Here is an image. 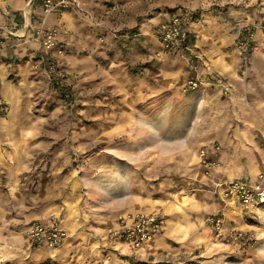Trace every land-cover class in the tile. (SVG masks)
<instances>
[{
  "label": "rangeland",
  "instance_id": "rangeland-1",
  "mask_svg": "<svg viewBox=\"0 0 264 264\" xmlns=\"http://www.w3.org/2000/svg\"><path fill=\"white\" fill-rule=\"evenodd\" d=\"M77 1L51 11L42 0L0 6V264H107L110 253L128 264H264V204L244 206L220 186L264 176V128L255 126L257 146L245 148L251 119L230 102V85L227 93L206 86L212 59L234 54L248 66L237 47L244 29L254 32L249 54L264 55V0H104L101 9ZM185 11L190 49L167 53L155 29ZM190 81L198 87L187 89ZM200 149L217 153L209 174ZM191 188L203 223L189 246L140 256L103 238L120 220L156 213L160 239L162 211ZM51 219L65 230L104 229L56 250L25 241L30 222ZM232 230L248 240L233 241Z\"/></svg>",
  "mask_w": 264,
  "mask_h": 264
},
{
  "label": "crops",
  "instance_id": "crops-1",
  "mask_svg": "<svg viewBox=\"0 0 264 264\" xmlns=\"http://www.w3.org/2000/svg\"><path fill=\"white\" fill-rule=\"evenodd\" d=\"M104 0H81L85 6L97 7L101 9L102 3ZM31 5L37 4L38 0H0V6L6 4L9 5L13 11L24 7L28 3ZM30 13V12H29ZM52 18V15L48 19ZM29 21V18H28ZM26 20V25L28 24ZM15 26V25H14ZM6 30L5 28H3ZM13 29V28H12ZM15 29V28H14ZM26 30V29H25ZM25 32V31H24ZM190 48H182L181 50H189ZM180 51H177L179 53ZM176 53V52H174ZM173 54V53H172ZM248 66H243L241 64L240 58L237 56H231L228 60L221 62L222 58L219 57L218 60L214 62L215 59L211 61V68L208 74H213L210 79H206L207 85L210 88L216 89L219 93L222 92L221 88L215 85V80L217 77L223 78L229 85L231 90L230 93V102L239 109L243 111V117L251 119L250 122H247V126L244 128L242 134L243 136V146L249 148L250 146H257L254 139L249 138L250 134L255 131V126L257 125L260 130L264 128V122L256 120L257 118H263L264 120V55H259V52L248 53ZM205 73L204 70L201 75ZM216 76V77H214ZM214 77V78H213ZM212 83H214L212 85ZM215 87V88H214ZM215 91V90H214ZM241 135V133H239ZM248 142V143H247ZM209 154V152H208ZM217 153H214L216 156ZM212 156V157H211ZM214 156L210 153L211 160H214ZM257 176V175H256ZM191 188V191L181 190L179 192H174V199L170 200L167 208L162 211L164 218L166 219L165 233L158 239L163 233V228L160 235L150 242L145 247L139 249L141 250L139 255L146 256L151 250L155 249L158 252H162L165 255L174 254L176 246H189L190 242L187 241L188 235H191V231L196 230L200 224H202L201 213L202 207L200 202V192H194V189ZM187 192V193H182ZM182 193V194H181ZM209 197V196H208ZM34 221V220H33ZM37 221V220H36ZM44 221V220H38ZM48 221V220H47ZM46 222V221H44ZM65 228H62L67 233V239L65 242V248L69 245L72 246V243L76 239L77 235L89 233L93 235L96 232H101L104 228L96 226L85 227L80 222L76 223H67ZM111 228L108 227L102 233L103 238L108 242L106 238V233ZM93 230V231H92ZM95 230V231H94ZM93 232V234H92ZM76 234V236H75ZM25 241L27 242L26 234L24 235ZM158 239V240H157ZM64 242V243H65ZM110 242V241H109ZM198 242V239H197ZM61 245V247L64 245ZM195 243V242H194ZM115 245L124 246L122 248L126 249L127 245L114 243ZM192 244V243H191ZM67 246V247H66ZM34 247V246H32ZM36 249H46L44 247H34ZM64 248V249H65ZM64 251H67L66 249ZM68 254H65L66 257ZM101 261H104L107 264H128V259L119 258L115 253L107 254L102 257ZM71 260V259H70ZM66 262V261H65ZM70 264H75L74 261H70ZM64 263V262H63Z\"/></svg>",
  "mask_w": 264,
  "mask_h": 264
},
{
  "label": "built area",
  "instance_id": "built-area-1",
  "mask_svg": "<svg viewBox=\"0 0 264 264\" xmlns=\"http://www.w3.org/2000/svg\"><path fill=\"white\" fill-rule=\"evenodd\" d=\"M31 4V2L28 3L27 7H30ZM42 5L46 11L66 7L79 8L77 0H42ZM191 15L188 11L183 14H172L157 25L155 34L163 51L174 53L182 48H188L189 37L186 31L185 18H190ZM23 16L26 23L28 17L25 14ZM3 31L4 29L0 27V33ZM243 32L245 33L238 39L237 47L242 54L247 55L252 50L254 32L251 28H246ZM198 84V81H190L186 84V88L194 90L198 87ZM215 85L220 87L224 93L229 91V86L221 77L216 78ZM198 160L204 172L209 174L213 169L214 162L209 157L208 151L200 149ZM220 186L224 197L234 198L244 206L264 204V176L262 175H258L255 181L252 182L234 179ZM209 223L217 237L225 234L221 217L211 218ZM162 227L163 219L156 213H140L130 223L120 220L114 228L106 233V238L110 242L124 244L129 246L130 249L138 250L155 240L160 235ZM226 234L233 241L245 242L248 240L237 230H232ZM26 235L31 246L47 249H56L67 239L66 231L55 219L46 222L38 220L30 222L26 227Z\"/></svg>",
  "mask_w": 264,
  "mask_h": 264
},
{
  "label": "trees",
  "instance_id": "trees-1",
  "mask_svg": "<svg viewBox=\"0 0 264 264\" xmlns=\"http://www.w3.org/2000/svg\"><path fill=\"white\" fill-rule=\"evenodd\" d=\"M211 150H214V147L211 146L210 148ZM211 150H207L209 152V157H210V152ZM258 176V175H257ZM257 176H253V177H243V178H238L239 180H243V181H247V182H252V181H255V179L257 178ZM163 228V227H162ZM61 247V246H60ZM47 249V248H46ZM54 250V249H53ZM56 250V249H55Z\"/></svg>",
  "mask_w": 264,
  "mask_h": 264
}]
</instances>
